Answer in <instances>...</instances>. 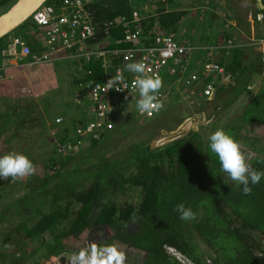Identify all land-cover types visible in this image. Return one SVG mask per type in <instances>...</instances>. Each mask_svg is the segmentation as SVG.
Segmentation results:
<instances>
[{
	"label": "trees",
	"instance_id": "trees-1",
	"mask_svg": "<svg viewBox=\"0 0 264 264\" xmlns=\"http://www.w3.org/2000/svg\"><path fill=\"white\" fill-rule=\"evenodd\" d=\"M16 1L0 0V10L5 7L0 15ZM143 5L154 12L146 13ZM184 7V0H94L89 9L99 28L88 44L93 49L128 47L122 28L133 10L141 16L140 22L131 26L141 30V46H150L155 36L162 33L181 40L189 33L193 18ZM256 12L263 10L255 6L253 14ZM233 21L238 22L237 18ZM105 22L111 23L109 34L104 32ZM217 25L218 22L214 26ZM230 28L250 35L245 27L235 24ZM263 29V25H257L255 36H260ZM231 33L220 34L219 40L211 39V31L205 33L203 39L208 41H199V50L195 51L205 55L213 48V56H220L215 62L224 69L217 78L231 75L234 83L226 85L219 79L214 84V98H196L195 103L188 104L196 113H206L204 121L197 120V128L181 139L158 147L152 148L151 142L161 131L170 130L169 121L178 124L177 114L173 113V119L161 116L167 103L152 118L139 114L138 91L118 96L111 93L109 98L115 104L109 115L112 128L97 139L83 140V145L77 143L75 128L89 118L84 121L83 117H74L75 108L86 115L88 107L80 102L88 97L86 86L103 78L97 57L85 61L67 53L57 61L52 58L44 62L42 68L52 81L48 101L0 96V153L15 151L31 156L38 148L44 152L41 161L31 156L35 167L41 166L40 172L15 182L11 177L0 180V264H43L61 253L71 254L86 245L93 229L98 235L105 233L93 242H118L126 256H141L142 264H264V177L258 184L249 185L250 194H243L242 186L228 179L220 170L218 158L203 143L208 138L206 132L211 133L216 128L214 124L222 123L230 135L246 146L252 167L264 171V78L257 89H248L255 81L254 75L263 73L264 67L260 55L254 56L253 62L244 59L243 42L238 41L240 37L234 40ZM9 35L0 39V49L6 46ZM23 37L35 50L34 37ZM68 58L74 64L64 61ZM119 62V57H110L112 67ZM81 89L84 92L76 97L78 107L64 111L65 115H55L47 127L41 125L42 106L54 105L56 100L59 105L64 104L60 95ZM231 89L236 91L227 98ZM242 95L248 100L240 105ZM40 116L43 118L37 120ZM56 118L63 122L56 123ZM66 119L71 122L69 126ZM5 124L11 128L3 129ZM117 129L124 132L120 140L113 138ZM30 141L37 145L35 151L25 145ZM49 144L53 147L46 151ZM66 144L72 148L60 151ZM19 146L23 151H16ZM180 203L196 213L194 220L179 218L174 209ZM166 247L183 254L188 262L169 254Z\"/></svg>",
	"mask_w": 264,
	"mask_h": 264
},
{
	"label": "built area",
	"instance_id": "built-area-1",
	"mask_svg": "<svg viewBox=\"0 0 264 264\" xmlns=\"http://www.w3.org/2000/svg\"><path fill=\"white\" fill-rule=\"evenodd\" d=\"M92 1L94 0H59L56 5L42 4L34 11L30 21L43 33L42 53H33L31 48L19 36H14L10 44L0 50L1 56L8 55L14 57L17 61H22L21 57H30L31 64L35 65L43 64L52 58L58 59L67 53L70 57L82 58L85 61L90 60L92 57L100 58L99 67L103 71V78L101 81L88 84L86 86L87 90H85L91 101L86 112L87 119L89 118V120L85 124L75 128L74 134L78 137L77 143L79 145H83V140L89 141L91 138H99L103 131L112 128L109 115L114 110L115 104L109 98L111 93L118 96L137 91L132 85L134 75L130 72L124 73L128 88L125 89L123 85H120V91H116L115 88L107 92L104 90V84L112 76L116 75L117 69L123 68L126 63L131 62L136 57H139L138 60L146 57L144 62L153 72L159 73L160 76L167 70L170 74H177L180 76L178 80L181 85L187 90L193 88L201 79L205 83L199 94L206 98H210L213 95L215 89L214 78L224 73V69L212 59L214 55L213 48L205 53V60H201L199 65L196 64L199 71L190 72L189 75L184 77L183 73L187 69L186 62L194 54L195 50H199V47L192 46L187 38L176 40L171 35L165 33L156 35L150 46H141L140 28L137 26L131 27L140 22L141 16L138 10H133L130 19L123 22V41L129 44L128 47L113 50L91 48L88 42L95 39V34L99 28L92 21L93 11L89 9ZM142 8L147 10L149 7L143 5ZM263 19L264 15L262 13L248 14V20L252 23L262 22ZM110 26L111 23H104L103 29L105 34H109ZM88 29H91V32ZM261 41H264V33L259 38L253 36L246 44L257 48V51L261 55V61L264 63V44ZM229 43L227 41L226 45ZM147 49H155L156 51L149 53L146 51ZM205 49L202 48V50ZM129 55L131 56V60L126 61L124 58ZM112 56L120 58V62L113 67L111 66L112 63H110V57ZM110 68H114V70L111 72ZM210 76H214L213 79ZM182 77L184 81H181L180 78ZM97 85H99V88L96 87ZM93 89H96L95 93H93ZM83 92L82 89L79 90L78 95L81 96ZM160 95L164 99L165 105L167 96L163 92H160ZM56 121L60 122L61 118H56ZM71 148V144H66L62 145L59 149L60 151H68ZM166 251L178 260L188 262L184 255L174 248L166 247Z\"/></svg>",
	"mask_w": 264,
	"mask_h": 264
},
{
	"label": "clouds",
	"instance_id": "clouds-1",
	"mask_svg": "<svg viewBox=\"0 0 264 264\" xmlns=\"http://www.w3.org/2000/svg\"><path fill=\"white\" fill-rule=\"evenodd\" d=\"M43 4H46V2ZM56 4L55 2L53 5ZM255 4L260 8L257 1ZM241 6L248 7L247 0H243ZM260 9L263 10V8ZM253 12L254 10L247 12V21L252 27L254 26V28H256L257 25L260 26V24L264 22V19L259 23L250 22L248 20V14H253ZM259 13L264 15V12ZM30 18L31 16L27 21H29ZM30 23L32 22L30 21ZM88 31L91 32V29H88ZM12 32L10 34H12ZM263 33L264 31L258 37L253 34L250 38H253V36L259 38ZM261 43L264 44V41H261ZM146 51L154 53L156 50L147 49ZM258 54L260 55L259 52ZM124 59L126 61L131 60V56H125ZM145 59L146 57L138 61L126 63L123 68L117 69L116 75L112 76L104 84V90L107 92L115 88L116 91H120V85H123L125 89L128 88L124 73H132L134 75L132 85L138 91L139 95V99L136 101V109L139 114L152 117L164 108V99H162L160 95L164 84L159 73L153 72L144 62ZM261 63L264 67V63L262 61ZM96 87L99 88V85ZM199 88L200 86L195 84V86L190 89V92L186 91L189 95L188 97L192 98L193 103H195L196 97L206 98L199 94V92L202 91L201 89L199 90ZM248 89L251 90L253 88L250 86ZM215 90L216 89H214V93L211 97L214 96ZM95 91L96 89H93V93H95ZM78 93L79 91L76 93L77 97L80 96ZM110 110L112 109L110 108ZM208 123H211V121ZM191 129L192 128H190V130ZM208 142L210 151L218 158L220 170L237 186H242L243 194H250L252 189L249 185L258 184L261 178L264 177V171L256 170L248 162L250 154L246 146L242 142L236 140L223 128H217L215 131L211 132L208 136ZM34 172L35 165L27 155L15 151L0 155V180H8L11 177L12 181L15 182L32 176ZM174 210L179 213V218L182 221H191L196 218V213H194L190 207L186 208L183 203L177 204ZM126 260V253L118 242L102 244L91 242L87 246L80 247L78 251L72 252L68 258V264H126ZM189 264H191L190 261Z\"/></svg>",
	"mask_w": 264,
	"mask_h": 264
},
{
	"label": "crops",
	"instance_id": "crops-1",
	"mask_svg": "<svg viewBox=\"0 0 264 264\" xmlns=\"http://www.w3.org/2000/svg\"><path fill=\"white\" fill-rule=\"evenodd\" d=\"M253 0H247L248 3V7H242V3L243 0H184V9H187V12L193 15V18L190 22V25L188 26V34L187 36H184V38H187L189 40L190 43H192V46H199V41L200 42H205L206 40L208 41V39H203V37L205 36V33H210V30L208 29L207 23H201L202 19L206 17L205 14L209 13V15L211 17H213L214 19H216L214 21V24H216L217 22L219 23V26H214L213 28L215 29L214 34L212 35L211 39H218L220 38V34H224L225 32H232V38L234 40H237L240 37V40L238 41H242L243 42V50H244V59L248 62L250 60H252L253 62V57L254 56H259L257 48L256 47H252V46H248L246 44L245 41H249L250 37H252L253 34H256V31L254 28V26L252 27V25L248 24L247 21V15H245V13H247L248 11L251 10H255V5H253ZM255 3V2H254ZM189 6V7H188ZM144 10V8H142ZM155 9V7H154ZM146 13H150V12H154L152 9L148 8L147 10H144ZM241 13H244L243 18L242 17H238L241 16ZM225 16L226 19H224L223 17ZM237 18L238 22H234L233 19ZM232 21L236 24V26L238 28H244L245 27V31H249L250 35L240 31V29L237 28H230L231 26L235 25L234 23H232ZM236 21V20H235ZM248 24V26H247ZM185 26V25H184ZM241 26V27H240ZM203 28V29H202ZM202 30H204V33L202 34ZM14 32V31H13ZM10 34L8 36L7 43L6 45L8 46L10 44L11 39L14 36H19L21 37L25 43L26 40L23 37L24 35H21L20 31L17 30L16 33ZM238 35V36H237ZM35 39V38H34ZM36 42V49L33 50L31 48V46H29L27 43V45L31 48L33 53H40V50L43 49V44L41 43V41H38L37 39H35ZM194 54L187 60L186 65H187V69L185 70V74L189 75L190 72H197L199 71V68L196 67V64L199 65V63H201L200 61L203 60L205 58V56L198 52V51H194ZM220 56L217 55L216 57L213 56L212 59L217 60ZM61 58V57H60ZM22 61H17L15 60L14 57H10V56H1L0 55V96L3 97H8V91L10 89L9 84H4L6 82H17V77H22L25 78L27 80H29V83L31 84H35L36 87L41 86L37 82L39 77H42V79H44L45 77V81L47 80V84L48 86L51 85L52 81L49 80L47 78V74L45 72V70L42 68V66L44 64L41 65H35V64H31L30 62V57H21ZM205 60V59H204ZM57 61V59H56ZM261 62V59H260ZM167 74L169 75V73L167 72ZM19 75V76H17ZM255 77V81L254 83L251 85L253 90L257 89L259 87V85L262 83V80L264 78V69H263V73H261L260 75H254ZM47 78V79H46ZM213 79V77H212ZM219 79H222V83L223 84H228V83H234V80H232L231 75L229 77L227 76H223L222 78H214L215 82L218 81ZM180 81L177 78V81L175 83L176 86H179L181 88H183V86L179 85ZM203 81H201V79L197 82L198 86L202 87L204 86ZM46 84V85H47ZM21 85V84H19ZM18 85V86H19ZM178 90V89H177ZM190 92V90H187L184 87V92ZM215 96V94H214ZM210 97L208 99L214 98ZM241 99V100H240ZM240 99L238 100V102L240 101V105H243L245 101L248 100V97L245 95L240 96ZM227 100V99H226ZM171 100L167 99L166 103H169ZM236 103V107L239 105V103ZM204 114L206 116V113H202V117L199 116L197 118V120L201 119L204 121ZM201 117V118H200ZM2 125H0L1 128ZM11 128V126L5 124L3 126V129H7V128ZM11 131V129H10ZM10 131H6V134ZM163 132V131H162ZM2 139H0V147H2ZM5 149H8L7 147H5ZM49 262V261H48Z\"/></svg>",
	"mask_w": 264,
	"mask_h": 264
},
{
	"label": "rangeland",
	"instance_id": "rangeland-1",
	"mask_svg": "<svg viewBox=\"0 0 264 264\" xmlns=\"http://www.w3.org/2000/svg\"><path fill=\"white\" fill-rule=\"evenodd\" d=\"M254 1L255 2L257 1V3H258V0H254ZM55 2L58 3L59 0H55V1L54 0H47L46 4H55ZM261 3H262V6H263V12H264V0H261ZM7 5H6V7H7ZM4 10H5V7L3 9H1L0 11L2 12ZM205 16L206 17L201 18L202 19L201 23H207L208 22V25H207L208 29L211 31V33H214L215 29L213 28V26L215 25L214 21L216 19L211 17L209 15V13H206ZM223 18L226 19L225 16ZM29 22H30V20L28 21L27 24L21 26L20 28L18 27L17 29L20 31L21 35H24V34L31 35L35 39H37L38 41H41V43H43V39H44L43 33H41L40 29H38L35 25H33L32 23H29ZM218 25H219V23H218ZM260 25L264 26V22L261 23ZM203 33H204V30H202V34ZM42 52H43V49L40 50V53H42ZM64 61H66L69 64H74L73 60L70 59V58L65 59ZM250 71H252V70H250ZM167 72H168V70L163 72L162 75H161V77L163 79V84H164L163 88L161 89V92H164L165 89L168 86H170L165 92L168 95L167 99L171 100V101L166 104V107L164 109L165 112L161 116L162 117H168L169 119H173L174 118V117H172L173 113L175 112V114H177V118H176V120H177L176 122L178 123L177 125L175 123V120L174 121H169V123H167L168 126L170 127V130H172V132L175 131V128L177 126H179L180 124H183L184 122H186L188 120L191 121V124L189 125L190 128L196 129L197 125H198L197 118L199 116H202L203 112L196 113V112H198L197 110H193V109H190V107H187L188 104L193 103V102H192V98L188 97L189 96L188 93L184 92V88H181V87L175 85V83L177 81V78L180 77V76L170 74L169 72H168L169 73V75H168ZM46 74H47V72H46ZM183 74H184V77L187 76L185 73H183ZM17 76H19V75H17ZM242 76H244V75H242ZM180 79H181V81H184L183 77L180 78ZM16 80H17L16 84H15V82H6V83H4V84L11 85V86H9L10 89L8 91V94H9L8 97L12 98L14 95H19L20 97L27 98V99H35V100H38V101L40 100V102H41V100H44V99H45V101L49 100L47 98V97H49L51 95V94L48 93L49 92V89H48L49 86L48 85L46 87L44 86V85L47 84V82L44 79H42V77H39L38 80H37L39 82V84L41 85L39 87H36L35 84L29 83V80H27L25 78H22V77H17ZM239 83H238V85H239ZM19 84H21V85H19ZM177 89H178L179 92H181L179 95L174 93V92H176ZM75 90H76V88L74 89V91ZM74 91H72L71 95L69 93H66V95H60V101H61V103L63 102L64 104H60L59 105V101L58 100H56L54 105H48L47 104L45 106H42V104H41V106H42L41 107V109H42L41 112H43V114H44L43 115L44 119H43V122H41L42 123L41 125H43L44 127H47V126H49L52 123L53 118L55 117V115H59V114L65 115V112H67V111L70 112L73 109L72 107H74V108L78 107L79 99L76 98L77 96H76V93ZM235 91H236L235 89L234 90L233 89L229 90L227 92V96H228L227 98H230L231 96H233ZM172 93H174V94L171 96ZM134 98H136L135 95H134ZM196 98L199 99L201 97H196ZM80 102L83 103V104H86L87 107H89L90 104H91V101H90L89 97H86V96L81 98ZM134 102H135L134 100H131L132 104H134ZM184 110H187V115H185L186 112L184 113ZM74 117H76V118L77 117L78 118L83 117L84 121H86V119H87V115H85L82 111H79L76 108H75V112H74ZM205 117L206 116L204 114V118ZM42 118L43 117L40 116V117L37 118V120H41ZM54 121L57 123L56 119H54ZM62 122L63 121L61 120L58 123L61 124ZM66 123H68L67 125L69 126V124L71 122L68 119H66ZM214 126H216V128L212 129L211 132L215 131L219 127L223 128V124L222 123H220L219 126L217 124H214ZM170 130H166V131L168 132ZM224 130L227 132L226 129H224ZM118 131H120V132L117 133ZM117 132H116V134L114 135L113 138H116V140L117 139L118 140L122 139V136L124 135V132H121V130H118V129H117ZM161 133H163V132L161 131ZM206 133H208L207 136L210 135V132H206ZM24 140L27 141L28 138H27V140L26 139H24ZM24 140L22 142L23 144H24ZM10 141H12L11 143L14 142L13 146H17V143H16L15 140H13V139L11 140L10 139ZM203 143L208 145V143H209L208 142V138H204ZM25 145L29 146V147H32V149H31L32 151L36 150L35 148H36L37 145L32 143L31 141H30V144L28 143V144H25ZM45 147H46V151H49L53 147V145L49 144L48 146H45ZM18 150L23 151L21 146H19V148L16 151H18ZM24 152H25V150H24ZM43 153L44 152L42 151V149L38 148L37 151L34 153V155H31L32 159L33 158H37V159L39 158V161H41ZM1 154L3 155V153H0V155ZM31 156L30 155L28 156L30 160H31ZM41 170H42L41 166H36L35 167V171L36 172H40ZM96 231L97 230L93 229L89 233L90 234V236L88 235L89 240H87L85 246H87L89 243L93 242L94 239H101L102 236L105 235V233L98 235V234H96ZM69 256H70L69 253H61L57 257H54L53 259H51L49 262H43V264H68ZM141 261H142V257L141 256H135V257L127 256L126 264H142Z\"/></svg>",
	"mask_w": 264,
	"mask_h": 264
},
{
	"label": "water",
	"instance_id": "water-1",
	"mask_svg": "<svg viewBox=\"0 0 264 264\" xmlns=\"http://www.w3.org/2000/svg\"><path fill=\"white\" fill-rule=\"evenodd\" d=\"M45 2L46 0H17L7 11L0 15V39L27 21L34 11ZM258 4L260 8H263L261 0H258ZM190 124V120L180 124L175 131L170 132V137H161L153 140L151 147H158L181 139L190 130ZM180 129L181 134L184 133L183 135H179L180 132L178 130Z\"/></svg>",
	"mask_w": 264,
	"mask_h": 264
},
{
	"label": "flooded vegetation",
	"instance_id": "flooded-vegetation-1",
	"mask_svg": "<svg viewBox=\"0 0 264 264\" xmlns=\"http://www.w3.org/2000/svg\"><path fill=\"white\" fill-rule=\"evenodd\" d=\"M178 127V126H177ZM177 127L175 128V130L177 129ZM190 131V130H189ZM188 131V132H189ZM170 132H172V130L171 131H163V133H161V135L160 136H158V138H161V137H170ZM178 132H180V134L179 135H183L184 133H182L181 134V129L180 130H178ZM188 132H186V133H188Z\"/></svg>",
	"mask_w": 264,
	"mask_h": 264
}]
</instances>
